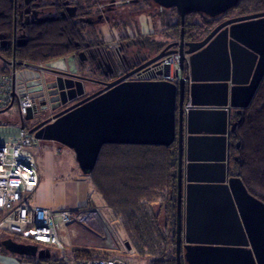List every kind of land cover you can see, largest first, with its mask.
Here are the masks:
<instances>
[{
    "label": "water",
    "instance_id": "1",
    "mask_svg": "<svg viewBox=\"0 0 264 264\" xmlns=\"http://www.w3.org/2000/svg\"><path fill=\"white\" fill-rule=\"evenodd\" d=\"M150 1L177 11L180 35L176 41L107 85L104 92L41 122L44 96L54 94L56 100L72 92L77 73L74 57L44 66L15 63L34 71L13 78L11 106L17 88L37 101L24 118L28 133L37 141L72 151L84 176L94 169L103 146L168 147L175 142L176 264H264V203L229 172V136L235 128L232 113L250 105L264 77V12L227 19L200 41L204 27L184 36L185 16L194 13L214 19L241 0ZM170 55L178 56L177 84L125 81ZM11 62L15 61L0 55V64L7 67ZM161 75H168V67L154 72L153 78ZM0 246L22 258H51L48 250L12 238L1 240Z\"/></svg>",
    "mask_w": 264,
    "mask_h": 264
},
{
    "label": "trees",
    "instance_id": "2",
    "mask_svg": "<svg viewBox=\"0 0 264 264\" xmlns=\"http://www.w3.org/2000/svg\"><path fill=\"white\" fill-rule=\"evenodd\" d=\"M53 1L61 3L66 0ZM73 3H77L78 8L91 6V0H76ZM12 9L11 0H0V34L12 31ZM167 11L169 14L164 17L170 31L167 37L178 39L180 17L175 9ZM263 11L264 0H241L227 13L229 16H245ZM173 18L175 21L170 22ZM194 18V13L184 18L183 32L186 37L198 30ZM207 19L202 17L203 22ZM213 23L211 21L209 25ZM26 34V45L9 56L17 63L33 66H42L74 53L78 46L86 43H109L103 41L102 33L95 27L70 18L33 25ZM147 44L148 50L154 53L164 47L154 41ZM5 70L6 67L1 64L0 72ZM231 122L235 128L229 136L230 175L238 177L247 192L264 203V77L250 105L239 113L233 112ZM177 167L175 142L168 147L106 145L101 148L95 167L87 176L105 207L118 220L130 247L144 264H176ZM0 238H12L17 243L23 241L11 235ZM95 258L119 257L90 249H73L69 261ZM21 259L27 264H63L64 261L62 257Z\"/></svg>",
    "mask_w": 264,
    "mask_h": 264
},
{
    "label": "flooded vegetation",
    "instance_id": "3",
    "mask_svg": "<svg viewBox=\"0 0 264 264\" xmlns=\"http://www.w3.org/2000/svg\"><path fill=\"white\" fill-rule=\"evenodd\" d=\"M11 1L13 2V9L11 12L12 31L10 34H0V55L4 58L6 57L9 61H14L9 54H14L17 50L26 45L27 30L33 25L70 18L73 21L96 28L102 21H111L113 18H116V16L111 15L113 11L115 12L116 9L124 8L128 5L138 7L140 14H146L147 17L150 18H152L154 11V4L150 0H110V5L104 4L105 6L102 5V7L100 6L93 11L91 8L96 6L97 1L91 2L90 8L87 9L82 7L78 8L77 3H73L76 0H66L61 3H57L53 0ZM163 11L166 12L167 9L159 8V10H157L159 15L163 14ZM194 17L197 19L198 26L204 27L205 29L203 36L200 38L201 41L218 24L227 19L240 16H229V13L226 12L217 18L207 19L205 22L202 21V17L204 16L201 14H194ZM211 21L214 23L209 25ZM162 34L163 33H161V35ZM197 41H199V39ZM147 42H152V33L150 31L147 34L140 33L139 35L124 36L121 39L115 40L113 42L115 44L113 49H109L108 44H102L103 42L98 41V43L95 44L86 43L83 46H78L74 53L58 58L68 59L71 56L74 57L77 73L75 75L76 78L73 80V90L70 92V98L67 95L63 96L61 99L54 100V94H52V96H44L42 103L45 111L38 121L41 122L52 119L58 113L85 102L90 96L104 92L107 85L114 83L134 69L142 66L163 49L161 48L156 53H153L148 50ZM58 59L52 60L49 63ZM162 60L163 59L159 62ZM153 69V67L143 68L125 81H151ZM64 78L69 79L67 77ZM178 79L177 77L174 83L177 84ZM51 99L52 102H50ZM60 101H64V103L60 104ZM33 102L34 105L37 103V101ZM52 107H55V109L51 110Z\"/></svg>",
    "mask_w": 264,
    "mask_h": 264
},
{
    "label": "built area",
    "instance_id": "4",
    "mask_svg": "<svg viewBox=\"0 0 264 264\" xmlns=\"http://www.w3.org/2000/svg\"><path fill=\"white\" fill-rule=\"evenodd\" d=\"M114 43L108 48L113 49ZM168 67L167 76H158L152 80L174 83L178 76V56L170 55L154 67L153 73ZM26 70V66H17L11 62L6 70L0 72V113L6 112L13 105L17 106L18 119L13 124L0 122V236L11 235L21 238L24 244L36 245L39 248L53 246L63 251L58 240L62 226L78 225L91 232L101 228V221L96 210L80 208L75 210L50 211L33 207L25 208L23 203L38 187V173L34 159L37 140L28 133L24 126L25 116L34 106L33 100L20 88L15 90L16 99L12 106V80ZM189 103L184 106L187 110ZM6 110V111H5ZM24 126V128H22ZM63 264H129L119 258L88 259L71 262L64 257Z\"/></svg>",
    "mask_w": 264,
    "mask_h": 264
},
{
    "label": "rangeland",
    "instance_id": "5",
    "mask_svg": "<svg viewBox=\"0 0 264 264\" xmlns=\"http://www.w3.org/2000/svg\"><path fill=\"white\" fill-rule=\"evenodd\" d=\"M93 1H97V3L96 6L94 5V8H91L92 11L100 6L102 7L104 4L110 5V0H91V2ZM157 10H159V7L154 5L152 18H150L147 17L146 14H140L139 8L135 6L128 5L124 8H118L111 14L112 16H116V18H113L111 21H102L96 29L102 33L103 40L109 43H113L115 40L121 39L124 36H134L139 35L140 33L147 34L150 31L152 33V41L161 46L164 45L165 47L169 43L176 41V39L172 40L167 37L170 31L167 27L168 21L165 20L166 18L164 17L169 14V11H163V14L159 15ZM174 21L175 19L173 18L170 22ZM195 23L198 26L196 18H194V24ZM198 30H200V27H198ZM161 33L163 34L161 35ZM152 52L154 53V51ZM17 119L18 114L16 105H13L6 112L0 113V122L20 127L19 123L13 124V121ZM27 125L28 123L25 122L24 126L27 127ZM96 212L101 221V228L96 232H91L81 226L73 225L74 227L72 228L74 229V235L71 243L69 242L72 234L71 229L67 226H62L58 232V240L63 246V251H60L53 246L48 247L47 249L49 250L50 255H52L51 258L65 257L66 259H70V254L73 249H87L83 247L89 246L88 249L93 250L94 252L105 253L110 256H118L129 264H144L142 258L137 256L134 251H128L126 245L123 246L121 244L118 235L119 224L114 220L113 214L107 208ZM22 243H24V241H22ZM70 244H73L75 247Z\"/></svg>",
    "mask_w": 264,
    "mask_h": 264
},
{
    "label": "crops",
    "instance_id": "6",
    "mask_svg": "<svg viewBox=\"0 0 264 264\" xmlns=\"http://www.w3.org/2000/svg\"><path fill=\"white\" fill-rule=\"evenodd\" d=\"M34 159L38 173V187L34 193L26 197L23 203L25 208L39 207L50 211L75 210L84 207L92 208L96 211L106 209L101 197L93 189L88 177L82 175L78 169L72 151L52 142L37 141ZM113 218L118 222L115 217ZM67 227L72 231L69 241L72 243L74 235L72 227L74 226L70 225ZM118 235L121 244L123 246L126 245L128 241L120 227H118ZM1 240L3 238H0ZM70 245L75 247L73 244ZM47 248L42 247L41 249L48 250ZM83 248L88 249L89 246H84ZM130 250L133 251L129 245L128 251ZM0 264L27 263L21 257L9 254L0 247Z\"/></svg>",
    "mask_w": 264,
    "mask_h": 264
}]
</instances>
